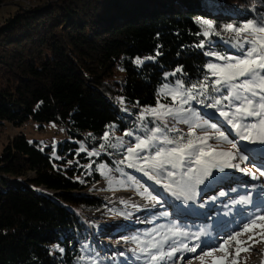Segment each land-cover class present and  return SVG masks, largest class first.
I'll return each instance as SVG.
<instances>
[{
	"label": "trees",
	"instance_id": "16d2710c",
	"mask_svg": "<svg viewBox=\"0 0 264 264\" xmlns=\"http://www.w3.org/2000/svg\"><path fill=\"white\" fill-rule=\"evenodd\" d=\"M34 1L0 0L16 6L0 23V139L8 126L34 122L39 131L60 125L72 140L41 147L20 132L2 144L0 264H81L94 228L81 215L105 207L85 192L102 181L100 164L114 169L122 157L104 134L135 130L164 82L208 81L221 40L237 45L226 28L264 22V0ZM206 2L223 16L202 10ZM84 143L104 151L89 155Z\"/></svg>",
	"mask_w": 264,
	"mask_h": 264
},
{
	"label": "rangeland",
	"instance_id": "374dc122",
	"mask_svg": "<svg viewBox=\"0 0 264 264\" xmlns=\"http://www.w3.org/2000/svg\"><path fill=\"white\" fill-rule=\"evenodd\" d=\"M27 2L29 6L34 5L35 3L34 0H27ZM27 2H25L26 7H28ZM201 9L211 15L223 16L224 14L218 5L211 2L204 3L203 6H201ZM15 10L16 6L11 4L1 6L0 23ZM236 15L237 17L239 16V14ZM244 24L239 27H242ZM236 28L238 27H232V30H229L227 27L226 31L231 33V36H233V40L237 45L221 40L220 44L223 47L224 53H213V56L217 61L211 64L223 66L227 63H232V60L222 58L241 57L244 50L250 47V45L243 43L244 37L247 36L249 39H253L254 37L246 32H242L237 36L235 32ZM255 35L264 36V33H255ZM208 72L210 76V79L208 80L209 82L205 81L203 82L204 84H201L206 85V87H201L200 85L195 88H189L177 78H174L172 82H164L158 87V102L156 106L140 108L138 127L135 130L127 131L123 134L114 133V135H110L108 133L107 137L104 135L103 143L111 144L112 147L117 148L119 150L118 152L122 154V157H120V160L114 169H111L106 164H100L98 169L102 181L91 186V192H85L87 195L100 199V201L105 204V207L98 211L82 214V220L84 219L85 223H91L94 228L92 230L91 241L93 248L86 249V258L82 260L81 264H147L143 262V257L139 255V252L147 245H151V250L153 249V251H160V253L156 255L157 259H155V261L159 260L161 255H163V259L169 260L178 250H186V248L187 250L191 249L192 247L185 244L180 247L176 246L167 250V253H164L162 252V245L171 240L175 242L174 239L178 237V235L187 234L189 232L188 230L179 228V226L186 223L179 221L181 217L176 213V205L180 204V202L183 203L180 195L187 198L193 196L195 193L192 189L193 186L199 185L197 179H203L204 181L211 179L205 176V170L211 173V177L219 175L220 173L218 172L225 173V171H221L223 170L222 168H219L217 169L218 174H214L210 169L208 170L205 164L211 167L223 163L224 170L227 167V164L231 165L229 168H233L239 173L259 179L257 186L264 190V175H261V173L264 172V166L253 163L251 160L255 162H259V160H254L257 159L256 157L254 159L251 158V156L242 148L241 143L247 141L246 139H242V135L245 134L244 130L242 128H234L233 125L229 123V120H233V122L237 124H251L257 123L260 118L249 117L243 121L238 120L236 108L240 101L233 99L232 97L224 99V97L228 95L229 86L227 84L215 85L214 81L222 79L223 77L221 75H213L209 68ZM171 74L172 73H166L164 77L168 78ZM243 80L244 78L242 77L231 83L233 85H239ZM177 81H179V83H177ZM217 88L219 89L218 91L215 90ZM231 91L234 95H238L241 100L243 97L249 96L259 102V97L264 96V92H258L256 97H251L250 93L244 92V90L239 87H234ZM177 93H180V95H176ZM174 95L175 100L173 99ZM189 97H191V99H189ZM160 99H167L170 103L162 102ZM185 99L188 100L187 103H184ZM216 100H220V104H216ZM194 101H197L198 103L196 109L194 108ZM160 105H164V108H160ZM191 107L194 109L182 110ZM153 108H155L157 112H166L168 109H171V114H166L160 119L156 118L158 120L152 119L151 121L155 126H152L151 129L144 128V131H146V133H144L142 127L143 120L144 118L154 116L150 114V110ZM180 112L187 116H181ZM221 112H227L229 115L222 116ZM178 122L179 124H177ZM165 125L168 129H166L167 127L165 128ZM37 127L38 124L34 122H29L19 129H14L8 126L5 128L0 139V148L2 144L7 141V138L12 139L15 134L20 132L24 134L29 142L36 141L41 147H47L51 144L55 146L63 141L72 140L71 136L67 134V130L60 125L54 123L47 124L44 125L42 131H39ZM156 129L160 130L157 131ZM128 133H131V135H128ZM221 133H223V136L220 135ZM253 135L255 136V133ZM111 136L113 139H110ZM150 136H154L155 140L151 141L150 147L139 152L141 159H137L135 155L128 153L127 149L129 147L135 149L140 140H146ZM124 138L131 139V141ZM165 138L173 141V143H164ZM75 141L82 144L81 139H75ZM190 141L193 144V148L186 150L183 162L177 161L178 167L172 168L171 164H164L162 168L157 167L153 169L149 166L153 162L151 157L155 156V150L163 148L167 151L173 147H183ZM248 143L252 144V142ZM254 144L260 145L259 143ZM80 148L83 152H88L89 155H96L103 153L104 151L102 146L98 148L94 147V150H89L85 143L81 145ZM201 148H203L207 155L201 156L202 163L197 164L195 163V160L197 156H200L199 150ZM187 152H191L192 154L188 155ZM110 156L115 158L114 154H111ZM145 156L149 157L147 162L142 159ZM167 158L168 157H160L158 159L163 160ZM130 163L134 166L129 167ZM236 166H242V168H237ZM189 168L192 170L189 171ZM104 170H110L114 174L111 180L106 181L107 179ZM170 171L174 172V176H168V172ZM186 172L187 175H185ZM243 179L244 178L242 177H233V179L229 178L223 185L214 186L212 190L206 191L204 195L195 200L199 203V206H197L198 210L203 211L202 208L204 209V207L200 208V206L204 205V203L207 202V199L218 202L227 201V203H229L227 208L230 209L235 205L232 201H236V197L243 191ZM103 182H105L104 188H96V186L103 184ZM221 193H223V195H221ZM263 193L259 194V197H261ZM123 195L128 197H124ZM112 196H114V199H109V197ZM159 196L163 199L158 198V203L160 204L158 205L159 208H156V212H153L154 205H147V207H144L143 209H146L147 211H141L138 216H133L131 214L132 212L125 210V208H123V211L120 210V217L111 212L112 209L117 207L122 208L126 206L133 209V206H130V203H133L134 201L142 202L140 200H144V202L152 200V202H154V199ZM243 196L244 195H242V197ZM168 203L171 205H168ZM151 207H153V209ZM174 207L176 208L175 210L173 209ZM245 208V206L242 207V209ZM239 211H237L238 215L227 224L232 225L237 220L241 221V216L245 215L246 209L243 210L244 213ZM143 212L145 213L143 214ZM172 213L176 215V218L173 219V217H171ZM217 216L218 215H216V217ZM140 217H144V219H140ZM237 217H239V219H236ZM129 219H133V221L131 222V228L126 232L118 229H110L115 224L123 223ZM133 222H135L134 225L132 224ZM217 224L218 223L215 225ZM256 224L258 225L259 223L256 222ZM236 226L238 227V225ZM117 227L120 226L118 225ZM237 227L233 229L232 232H228V234L234 233L232 235H236L237 233H240L236 236V239L238 240L249 238L257 228L253 227L251 231H242L245 225L240 230L237 229ZM117 234H121L122 239L112 240L111 238ZM188 238H190V240L192 239L191 236H188ZM222 239L221 236H218L216 242L212 246H208L206 250L196 254L194 253L188 258H184V255L180 254L175 261L169 264H201V261H203V264H214V261L216 264H221L220 258H224L223 262L225 263L228 261V258L232 257V250H230L229 247H232L233 241L226 245L225 250H215L218 248L219 244L223 242ZM111 243L113 245H123V248L114 247ZM263 249L264 241L261 243L256 239V242L251 244V248L247 251L244 250L241 252L239 254V260L231 264H251L256 261H259V264H264ZM149 250L150 248H145L143 249V252H149ZM208 251L211 252V255H203L204 252ZM149 257L146 260L150 262L151 258Z\"/></svg>",
	"mask_w": 264,
	"mask_h": 264
},
{
	"label": "bare ground",
	"instance_id": "6f19581e",
	"mask_svg": "<svg viewBox=\"0 0 264 264\" xmlns=\"http://www.w3.org/2000/svg\"><path fill=\"white\" fill-rule=\"evenodd\" d=\"M177 124H179V122ZM165 127H167V126L165 125ZM248 142H250V141L247 140L246 142L244 141V143H241L242 148L247 153L253 152L258 156L264 157V152L257 151V149L264 148V145H262V144L258 145V144H254V143L249 144ZM205 166L208 168V170L210 169L214 174H216L218 172L217 169L222 168L223 170H221V171H225L224 174H226V176H221L219 174V175H216L214 178L205 180L204 183H201L199 185H194L192 189L195 191V193L193 194V196H190L189 198H187L183 195H180V198L182 199L183 203L180 202V204L176 205V208H177L176 213H178L181 218H180V220L179 219H176V220H179L181 222L183 221V222L187 223V224L186 223L182 224V226H179V228L190 230L189 235L188 234L178 235V237H176L174 239L175 242H173V240H171L169 242H166L164 245H162V250H163L162 252H164V253L166 252L165 250H170V249L174 248L175 246H178V245L183 246L185 244H188V246H190L192 248L195 247L196 251L192 252V251L187 250V248H186V250H179L174 255H172L169 260L164 259V262L162 260L161 263H157V264H169V263H172L173 261H175L180 254L181 255L183 254L184 258H188L191 255H193L194 253L196 254V253H199L203 250H206V248L208 246H212L216 242V239L218 236H221L223 238L222 241H224L225 238L234 234V233L228 234V232H232L233 229H235L237 227L236 225H238L237 229L240 230L244 227V225L250 224V222L253 218H256L259 216H264V193H263L264 191L257 186V181L254 179L246 180L244 182L243 191L241 193H239V196L236 197V201H239V202L232 201L235 205H233L230 209L227 208V205H229V203H227V201L221 202L218 204V201H212L211 199H207L206 200L207 202L204 203V205L200 206V208L204 207V209L202 208L203 211L198 210L197 206H199V203H197V201H195V200H196V198L204 195L206 193V191L212 190L214 186L216 187L219 185H223L224 182H226V180H228L229 178L233 179V177L234 178H237V177L247 178L248 177L243 173H239L237 170H235L233 168H229L228 164H227V167L225 168V170L223 168V166H224L223 163L217 164V165H215V167H213V166L209 167L206 164H205ZM104 174H105L106 179H107L106 181L111 180L112 176L114 175L110 170H104ZM104 186H105V182H103V184H101V185L96 186V188H104ZM165 193H167V192H165ZM261 193H263V194L261 197H259V194H261ZM248 194H253V195H248ZM242 195H244V196L242 197ZM123 196L128 197L125 195H123ZM156 198H158V197H156ZM109 199H111V200L114 199V196L109 197ZM116 199H118V198H116ZM140 201H142V202L134 201L133 203H130V206H133V209H130L126 206L122 207V209L125 208V210L131 211L132 212L131 214L133 216H138L141 211H147L146 209H143L144 207H147V205L148 206L154 205V209H153V207H151L153 209V212H156L157 211L156 208H159L158 205L160 203H158V201L155 199H154V202H152V200L146 201V202H144V200H140ZM168 205H171V204L168 203ZM243 206L246 207L245 208L246 211H245V215L241 216V221L237 220L232 225L227 224L232 219H234V217L236 215H238L237 211L242 210L239 212H243V210H245V209H242ZM252 207H255V208H252ZM176 208L174 207L173 209L175 210ZM144 213L145 212H143V214ZM216 215H218V216L216 217ZM144 217H146V216H144ZM144 217H140V219H144ZM171 217H173V219H174V218H176V215H174L172 213ZM236 219H239V217H237ZM132 221H133V219L132 220L129 219L127 221H124L123 223L115 224L114 225L115 227L113 226L110 229H112V230L118 229L120 231L126 232L129 228H131V222ZM256 222L259 223L258 225H264V219H257ZM216 223H218V224L215 225ZM132 224L134 225L135 222H133ZM118 225L120 227H117ZM190 225H192V226H190ZM191 231H194L195 235H192ZM188 236H192V239L190 240V238H188ZM250 237H252L251 240H249V238L240 240V241H246L247 242V243L241 244V245H237L235 243V241H233L232 247H229L230 250H232V253H231L232 257L228 258V261H226L225 263L223 262V264H231V263H235L237 260H239V254L241 252H243L244 250H240L238 255H237V248H240V249L247 248L248 245L254 244L256 242V239L258 241H260L261 243H263V241H264V230H262L260 227H257L254 230V233ZM158 253H160V251H153V249H152L151 251H149L147 254L144 255L145 261L147 263H150L153 260L152 257L156 256ZM263 255H264V249H263ZM148 257L151 258L150 262L146 260ZM251 264H259V261L253 262Z\"/></svg>",
	"mask_w": 264,
	"mask_h": 264
},
{
	"label": "snow or ice",
	"instance_id": "6c2138e0",
	"mask_svg": "<svg viewBox=\"0 0 264 264\" xmlns=\"http://www.w3.org/2000/svg\"><path fill=\"white\" fill-rule=\"evenodd\" d=\"M199 23L206 25L208 28H211L212 25L207 20H201L198 21ZM231 25L228 26L229 30H232ZM235 32L237 36H239L242 32H246L249 35L253 36V39H249L247 36L244 37L243 43L250 45L247 49L244 50V53L241 57H228V58H222V59H230L233 62L227 63L223 66L216 65V64H209L208 68L212 71L213 75H221L222 79H217L214 81L215 85H221V84H227L229 86V92L228 95L224 97V99H229V97H232L233 99H236L240 101L238 107L236 108V114L237 119L240 121L246 120L249 117H259L257 123H251V124H244V123H234L233 120H229V123L233 125L234 128H242L244 130V133L242 135V139L249 140L252 143H259L264 145V96L259 97V102L255 101L253 98H250L249 96L241 98L238 95H234L231 91L234 87H239L244 90L246 93H250L251 97H256L258 95V92H264V36H256L255 33H264V22L253 24L251 22L244 24L242 27H238L235 29ZM205 36L208 35L207 32L204 33ZM259 45V46H257ZM243 46V45H241ZM139 63V61H137ZM177 72L181 71V69H177ZM244 78V80L239 85H233L231 82L238 80L240 78ZM179 83V81H177ZM193 88L197 87L196 85L192 86ZM201 87H206V85H201ZM215 90H219L218 88ZM176 95H180V93H177ZM173 99L175 100V95L173 96ZM191 99V97H189ZM188 100L185 99L184 103H187ZM216 104H220V100H216ZM211 106V105H209ZM160 108H164V105H160ZM150 114L156 116L158 119L162 118L166 114H171V109H168L166 112H157L155 108L150 110ZM222 116H228L229 114L227 112H221ZM159 131L160 129H156ZM255 133V136L253 135ZM105 137L108 136V133L104 134ZM128 135H131V133H128ZM223 136V133L220 134ZM155 140L154 136L148 137L146 140H140L138 144L136 145V148L129 147L127 149L129 154L135 155L137 159H141L139 156V152L146 150L148 147L151 146V141ZM164 143L166 144H172L173 141L168 140L165 138ZM193 148V144L190 141L187 145L183 147H173L171 149H168L165 151V149L160 148L158 150H155V156L151 157V160L153 161L149 166L153 169L160 167L162 168L164 164H171L172 168L178 167L179 162L184 161V157L186 154V150H190ZM200 156H197L195 163L200 164L202 163L201 156L207 155V153L204 152L203 148L200 150ZM257 151L264 152V148L257 149ZM188 155H191V152H187ZM160 157H168L167 159H158ZM146 162L149 160V157L145 156L142 158ZM243 159V157H242ZM133 164H129V167H133ZM231 167V165H228ZM215 167V165L213 166ZM143 170V169H138ZM192 169L189 168V171ZM187 175V172L185 173ZM261 175H264V172L261 173ZM168 176H174V172H168ZM205 176L209 178L211 177V173L207 170H205ZM197 183H204L203 179H197ZM223 195V193H221ZM257 219H264V216H259L256 218H253L250 222V224H246L245 227L242 229V231H251L253 227H260L262 230H264V225H257L256 220ZM240 233H237L236 235H230L227 239H225L222 243L219 244L218 248L215 249L217 251H223L225 250L226 245L229 244L230 241H235L237 245L245 244L246 241H240L236 239V236ZM252 237H249V240H251ZM251 248V245H248L247 248L240 249L237 248V255L240 250H249ZM189 251L195 252L196 248L193 247L189 249ZM203 255H211V252H204ZM153 260L157 259L156 256L152 257ZM160 259H163V255L160 256ZM224 258H220L221 264L223 262ZM201 264H203V261H201ZM214 264L216 262L214 261Z\"/></svg>",
	"mask_w": 264,
	"mask_h": 264
},
{
	"label": "built area",
	"instance_id": "2783aa9c",
	"mask_svg": "<svg viewBox=\"0 0 264 264\" xmlns=\"http://www.w3.org/2000/svg\"><path fill=\"white\" fill-rule=\"evenodd\" d=\"M27 6H29L28 2H27Z\"/></svg>",
	"mask_w": 264,
	"mask_h": 264
}]
</instances>
